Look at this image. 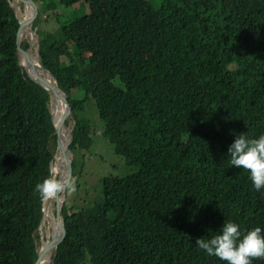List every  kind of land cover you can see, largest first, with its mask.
<instances>
[{
	"label": "trees",
	"instance_id": "16d2710c",
	"mask_svg": "<svg viewBox=\"0 0 264 264\" xmlns=\"http://www.w3.org/2000/svg\"><path fill=\"white\" fill-rule=\"evenodd\" d=\"M34 1L37 62L73 121L75 191L49 264H225L196 239L224 221L264 232V189L228 157L237 134L264 135V0H58L88 11L55 32L41 28L54 2ZM10 3L0 0V264H33L44 206L35 186L56 141L49 93L20 65ZM101 143L126 172L101 176L89 202L85 153Z\"/></svg>",
	"mask_w": 264,
	"mask_h": 264
},
{
	"label": "clouds",
	"instance_id": "9594fccd",
	"mask_svg": "<svg viewBox=\"0 0 264 264\" xmlns=\"http://www.w3.org/2000/svg\"><path fill=\"white\" fill-rule=\"evenodd\" d=\"M228 157L231 166L249 173L257 191L264 189V135L250 138L246 133L237 134L228 148ZM35 191L42 201H48L65 191L74 192L75 185L50 168L49 177L38 183ZM195 244L207 256L225 264H253L254 260L264 259V232L260 227L242 232L237 223L224 221L215 235L197 238Z\"/></svg>",
	"mask_w": 264,
	"mask_h": 264
},
{
	"label": "water",
	"instance_id": "95a60500",
	"mask_svg": "<svg viewBox=\"0 0 264 264\" xmlns=\"http://www.w3.org/2000/svg\"><path fill=\"white\" fill-rule=\"evenodd\" d=\"M18 2L22 4L24 7L28 9V13L24 15L22 19L19 20V27L16 33V47H17V55L20 59V65L25 71L27 77L33 82L39 84L43 87L50 96L49 108H50V116L51 121L54 126V134L56 147L53 154V157L50 162V168L55 169L56 159L60 158V163L57 168L56 175L58 177H63L66 180L70 181L73 177V168H72V154L69 149V143L72 139V127L68 128L67 118L71 117L72 106L68 100L67 94L58 86L54 76L47 69L42 67L39 63L35 64L30 55V47L33 45L35 39L38 42V37L36 33V28L31 29L30 25L37 18L39 14V9L36 1L34 0H11V7L14 9V3ZM15 11V9H14ZM15 14L17 15L16 11ZM24 34L30 35V42L27 48L21 46L22 37ZM38 50V46L36 47V53ZM57 109H60L59 116L54 119V114ZM65 129L67 131L68 140L62 139V130ZM65 142V143H63ZM66 191L61 193L57 198L52 199L51 201L54 203V227L49 236V239L46 242L41 243L39 247L33 264H39L42 261V258L49 253V258L46 264H49L53 254L55 253L58 244L64 239L66 235V227L64 224V219L62 216V206L65 200ZM50 200L44 201V206L42 208V218L38 229L41 227L43 223V218L45 216V211L50 205ZM50 220V218H48Z\"/></svg>",
	"mask_w": 264,
	"mask_h": 264
},
{
	"label": "rangeland",
	"instance_id": "374dc122",
	"mask_svg": "<svg viewBox=\"0 0 264 264\" xmlns=\"http://www.w3.org/2000/svg\"><path fill=\"white\" fill-rule=\"evenodd\" d=\"M40 1H41L40 6H44V4L42 3H45L46 0H40ZM52 1L56 5V7L53 9L51 7L48 11L43 13L42 22H41V28L43 30L55 32L58 29V26L61 22L68 20L73 16H80L83 13L88 11V6L84 2L80 4H75L74 6L70 8H66V7L60 6L58 0H52ZM151 1L156 6L159 4V0H151ZM13 3H14L13 4L14 9L19 18L23 17L25 13H28V9L24 7L22 4L15 2V1ZM56 13L58 14L59 20L57 19ZM22 40H26L29 43L31 40L30 35L24 34L22 37ZM36 44H37V41L35 39L33 45L30 47L29 52H30V55L33 56L37 60ZM93 119L97 120L95 116H93ZM72 124H73L72 118L68 117L67 118L68 128H71ZM107 148L108 150L101 143L96 146L93 145V147L87 153H85L86 158L90 162V166H88L86 170V172H88V175H86V186L90 188L89 202L94 200L93 199L95 195L94 192H97L95 188L99 187L98 180L100 179L101 176L109 174V173L123 174L126 172L125 167L123 166L124 161L120 157H117L112 154L108 143H107ZM113 164H118L120 168L113 169L112 168ZM49 204L50 205L48 206L47 211L50 213V220L48 218H43V223L41 227L37 230L40 243L46 242V240L49 239V236L51 235V232L54 227V217H53L54 203L50 200ZM90 213L91 212L87 210L86 216L90 217ZM91 227H92V222L90 221L89 223L86 224L85 230H88ZM72 255L71 254L66 255L65 257L66 261H70Z\"/></svg>",
	"mask_w": 264,
	"mask_h": 264
},
{
	"label": "bare ground",
	"instance_id": "6f19581e",
	"mask_svg": "<svg viewBox=\"0 0 264 264\" xmlns=\"http://www.w3.org/2000/svg\"><path fill=\"white\" fill-rule=\"evenodd\" d=\"M25 14H26V13H25ZM25 14H24V15H25ZM24 15H23V17H24ZM23 17H21L20 19H22ZM31 59H32V61H33L35 64L38 63L37 60H36L33 56H31ZM59 113H60V109H57V110L55 111V114H54V119L57 120V118H58V116H59ZM62 139H66V140H68L67 131H66L65 129L62 130ZM63 143H65V142H63ZM59 163H60V158L58 157V158L56 159L55 171L57 170V168H58V166H59ZM44 218H50V213H49L47 210L45 211V216H44ZM49 227H50V226H49ZM45 230H46V229H45ZM47 231H48V229H47ZM45 235H46V234H45ZM48 258H49V253H47V254L42 258V261H41L39 264H46Z\"/></svg>",
	"mask_w": 264,
	"mask_h": 264
}]
</instances>
